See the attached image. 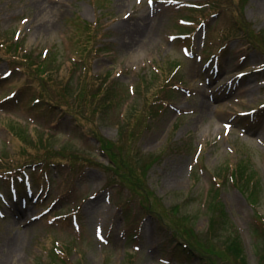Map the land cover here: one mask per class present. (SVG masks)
<instances>
[{
  "label": "rangeland",
  "instance_id": "1",
  "mask_svg": "<svg viewBox=\"0 0 264 264\" xmlns=\"http://www.w3.org/2000/svg\"><path fill=\"white\" fill-rule=\"evenodd\" d=\"M27 55L37 64L54 58L47 67L66 79L83 66L94 79L89 85L104 82L130 108L146 110L132 122L140 126L130 134L132 153L146 169L131 190L109 174L123 172L110 166L98 137L87 139L73 114L47 104L40 79L22 62ZM164 84L169 91L157 97L146 89ZM157 98L164 103L153 104ZM12 121L26 135L57 131L49 152L79 146L88 163L30 164L25 187L14 192L2 183L0 264H205L207 255L190 247L195 237L214 246L208 254L222 264L221 245L206 239L213 189L222 204L215 215L237 228L246 263L263 264L264 0H0V155L26 161L46 154H21L22 143L6 127ZM121 130L111 122L96 132L120 142ZM242 162L258 181L256 205L231 179Z\"/></svg>",
  "mask_w": 264,
  "mask_h": 264
},
{
  "label": "trees",
  "instance_id": "2",
  "mask_svg": "<svg viewBox=\"0 0 264 264\" xmlns=\"http://www.w3.org/2000/svg\"><path fill=\"white\" fill-rule=\"evenodd\" d=\"M210 4L212 6V3ZM212 7L216 8L215 6ZM214 10L216 13H218L217 8ZM90 40L91 39H88L87 41L90 42ZM85 48H87V46ZM84 50L87 51V49ZM82 60L85 61V59H81L79 62H81ZM56 61L54 60V58H48L47 61L37 64L33 62L31 55H27L22 62L28 69L32 68L35 72L33 75L37 76L40 79L42 90L44 94H47V104L49 103L53 108L60 107L63 110H67V112H69L70 114H73L76 122L78 123V129L81 131L78 133H82L87 139L98 137L97 139L100 141L101 146L100 150L102 154L106 155L109 158L110 166L118 167L121 169V172H123V175H121L116 170H109V174L113 177L119 178L121 183H118L119 185L124 187L126 186L131 190L132 188H130L129 186H132L133 181L139 183L140 178L145 175L146 169V165H144L142 161L140 162L139 156H135L132 153V151H136L133 149V143L135 140L134 136L132 138L130 134L133 135L135 133H138L137 129L140 127H133L132 122L134 121V117H147V115L145 116L146 110L135 109L134 107L130 108L127 103L128 101H124L122 97L118 96L113 88L105 87L104 82L100 85V87H97L94 84L89 85L88 82L92 81L93 78L88 76V74L83 73V66L81 69V73H79L78 71L73 72L72 76L67 79L60 76L59 71V75H56L55 73L52 74L53 71L50 69L51 66L47 67V63L54 65ZM172 67H175L174 71H176L175 75H177L180 72V64ZM170 78L171 77L166 79V81L170 80ZM169 86L170 85L166 84L161 87L154 86L152 88H149L147 86L148 88L146 87V89L148 92L155 91L153 95L157 97L160 96L161 91H169ZM48 87L57 89L59 93L57 95H53L52 91ZM158 90L161 91L159 92ZM159 101L164 102L163 100H160V98H157L153 101V104H161L158 103ZM153 110L154 109H151V111ZM127 116H130L131 118L130 122L127 124V126L129 127V132L126 133L124 137L123 127H125V124H121V121L122 123H125L127 120ZM149 116L152 117L153 114H149ZM111 122L122 128L121 132L119 133L120 142L107 141L101 137L99 132H96L98 130V126L102 124H110ZM84 123H87V129L83 127ZM22 125L23 124H21L20 122L13 121L6 125L7 129L13 134V136L19 138V141L22 143L24 151H21V154L24 153L26 155L28 149L42 150L45 151L46 154H43L42 157H40L39 155H31L32 158L28 156V159L26 161L17 160L13 156L9 157L8 154L6 156H3L1 154L0 162H7V166L4 168L5 171H11L18 167L40 163L44 165V168H48L49 166L55 164L56 161H63L65 162V165H79L83 162L88 163V161L86 160L87 158L83 157V153L86 151L81 149L79 146L76 147L74 145L75 148L60 146L59 150H55L53 153L49 152V150L54 147L53 143L55 142L54 139L57 138V131H47L49 134L47 133V135H45L42 131L41 133L38 132V129H36V131H34L35 133H33V131L27 128L26 130L29 129V133L28 135H26V132L24 133V127ZM36 132L38 133L36 134ZM93 133H95V135ZM75 141V138H70L69 142ZM59 164L61 165L63 163ZM142 168H144V170H142ZM234 169L235 171L232 172L231 179L235 184H237L240 190L244 192V194H249V200L253 205H256V202L258 201L256 192L259 185L253 170L250 169V167L246 165L245 162L240 163L235 168H233V170ZM134 170L139 175V178H136ZM129 175L133 176L130 178ZM135 185L136 183L134 182V186ZM251 185L253 186L252 188ZM218 190L219 189H213L212 191L208 192V195L211 194V192H214L216 194V198L213 200V203L209 208V210L211 211L209 212L210 215L212 213V221L208 229L206 239H212L219 245H221L218 249L219 251L217 254L225 257V261L228 262V259H234L236 261V264H247L246 255L243 251V242L239 236L237 228L227 217L215 215L217 213H220V211L222 210V204L219 205L218 201ZM187 247L189 248V245H187ZM190 247L194 249V252L197 255L202 253L207 255L206 258H204L203 254L201 257L202 261H204L205 264H213L212 258L214 256L212 257V255H214L215 253L214 251H211L212 253L208 254L210 250L208 248H212L214 246L209 245V247H207L200 239H197L195 237L193 241H191ZM50 255L51 258L53 257L52 261H54L56 256L54 255L53 250H51ZM261 260L264 264V256L261 257ZM225 261H223L222 264H224ZM78 264H81V262H79Z\"/></svg>",
  "mask_w": 264,
  "mask_h": 264
},
{
  "label": "bare ground",
  "instance_id": "3",
  "mask_svg": "<svg viewBox=\"0 0 264 264\" xmlns=\"http://www.w3.org/2000/svg\"><path fill=\"white\" fill-rule=\"evenodd\" d=\"M151 30H154V28H151ZM153 35V34H152ZM152 38L153 37H150V40H152ZM139 46L140 45H137V46H135V47H133V48H131L130 50L131 51H133V50H136L137 48H139ZM192 71H193V73H199V71H198V67H196V66H193V68L191 69ZM206 107H208V104L207 103H205L204 101L202 102V104L200 105V108L203 110V111H206L207 109H206Z\"/></svg>",
  "mask_w": 264,
  "mask_h": 264
}]
</instances>
